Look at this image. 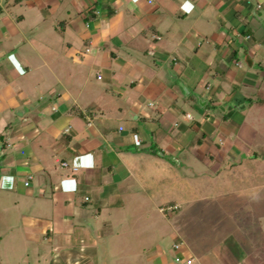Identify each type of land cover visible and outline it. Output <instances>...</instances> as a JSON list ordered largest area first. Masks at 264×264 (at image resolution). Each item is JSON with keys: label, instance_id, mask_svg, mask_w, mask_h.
<instances>
[{"label": "crops", "instance_id": "crops-1", "mask_svg": "<svg viewBox=\"0 0 264 264\" xmlns=\"http://www.w3.org/2000/svg\"><path fill=\"white\" fill-rule=\"evenodd\" d=\"M260 98L264 0H4L0 264H264V161L236 140ZM235 147L206 187L239 175L250 207L177 193L181 160Z\"/></svg>", "mask_w": 264, "mask_h": 264}, {"label": "rangeland", "instance_id": "rangeland-1", "mask_svg": "<svg viewBox=\"0 0 264 264\" xmlns=\"http://www.w3.org/2000/svg\"><path fill=\"white\" fill-rule=\"evenodd\" d=\"M0 3H4V0H0ZM24 7L25 6L23 4L22 8H24ZM248 104H249L248 102L241 104V106L242 105L246 106L244 109H242L243 114L245 115V122H244L243 128L238 126L241 128V130L237 133L236 140L241 141V143H243V145H245L249 150L252 149L251 157L254 154L256 156L255 158H257V161H259L260 160L259 158H261V157H259V154L261 152L260 147L261 148L264 147V126H263L264 120L259 119V122L257 123L258 125L256 127H254L255 124H252L253 126H250L248 121H250V119H253L255 116L253 114L254 113L253 109L249 108ZM190 111L192 112L194 117L198 116L194 111H192V110H190ZM221 122H224V121H221ZM227 122H229V120ZM221 135H223V134H221ZM219 137L218 136H211L210 138H211L212 142L218 143ZM229 138L230 137L226 136L225 141L226 140L231 141V139H229ZM228 141H226V143H228ZM205 149H207V148H205ZM233 149L234 150H232L231 153L224 155L223 158H222V153L216 155L214 153H210L209 151H207L206 156L202 155L203 159L197 155H195V157L191 156L192 157L191 159L193 161L197 162L196 165H193L192 164L193 162L190 160H187V161L181 160L179 163V166L177 167V178H178L177 193H179V195L183 196V197H185V195H187V197H189V196L199 197L201 195V191H202L203 186L205 188L206 184H207V186L209 185L207 182H209V181L213 182V180H215V178H217L215 173L217 171H219L220 167L222 170L223 167L230 168L232 166L231 170H233L235 172L237 170L238 171L240 170L242 173L241 168H243L244 165H247L248 161H249V157H248L250 155V153H248L249 150L247 151V150H244L242 148H236V147ZM210 159L212 160L211 161L212 166L210 168H208L207 161ZM262 160L264 161L263 158H262ZM186 163L190 164L191 167H186L185 166ZM218 165H219V167H217ZM260 166L264 167V162ZM236 173L234 174V176L236 175ZM235 177H236L235 178V180H236L235 186L231 185V183L227 182V181H226L225 186H221V183L218 184L216 182V183H213V186L210 189H207V187H206L205 192H207V193L209 192L210 194L212 192L222 193L220 195V197H218L217 200L219 201L220 198H222L223 202H225V200H226V202H228L230 206L237 204V201H238L237 199L239 197V199H241L242 202L248 200V205L250 207L254 201L251 200V198L249 197V190L248 189L243 190V192L239 193V196L236 199H234L235 198L234 194H235V192H237V188H239V186H240L238 184V181H241L243 179L242 177H240L238 179L239 175L235 176ZM262 177L257 175L255 178H257V179L259 178V180H262ZM248 183H249L248 180L245 181L246 186L248 185ZM215 187L219 188V189H215ZM221 188H223V189H221ZM240 188H243V186L242 187L240 186ZM252 192L253 193L257 192V193H260L261 196H264V186L261 189H257L256 191L254 190ZM203 194H204V192H203ZM232 199H234V201H231ZM152 208L156 209V207L153 206L152 202H150L149 206L147 207V210L152 209ZM182 209H185L184 205H182ZM156 211H157L156 213H157V216L159 217L160 221L158 222L156 220V218H157V216H156L155 219L151 218L147 223L151 224V225L154 223L157 226L160 224H162V225L168 224L166 220L170 217L164 218L162 216V214L160 212H158V210H156ZM162 239L165 241L164 237ZM166 240H168L166 242V244L171 243V241L169 240V237H167Z\"/></svg>", "mask_w": 264, "mask_h": 264}, {"label": "built area", "instance_id": "built-area-1", "mask_svg": "<svg viewBox=\"0 0 264 264\" xmlns=\"http://www.w3.org/2000/svg\"><path fill=\"white\" fill-rule=\"evenodd\" d=\"M149 1H150V0H149ZM258 6H259V5H258ZM248 37H249V36H247V38H248ZM98 78H100V76H98ZM185 116H186V117H189V114L187 113V114H185ZM90 124H91V119H88V125H90ZM62 165H65V162H63ZM29 178H30V176H29ZM176 207H177L176 205H167V206L161 208V210H162V211H168V210L174 209V208H176ZM174 247H175V248H178V244H175ZM180 260H181L180 257L175 256V258H174V261H175V262H179ZM186 262H187V263H191V259H187Z\"/></svg>", "mask_w": 264, "mask_h": 264}, {"label": "trees", "instance_id": "trees-1", "mask_svg": "<svg viewBox=\"0 0 264 264\" xmlns=\"http://www.w3.org/2000/svg\"><path fill=\"white\" fill-rule=\"evenodd\" d=\"M256 102H257V103H262V104H264V99H261V98H260V99H257ZM260 151H261V152H260V154H259V157H261V158H259V159L262 160V158L264 159V147H262V148L260 147ZM253 155H254V154H253ZM254 157H256V156L254 155Z\"/></svg>", "mask_w": 264, "mask_h": 264}]
</instances>
